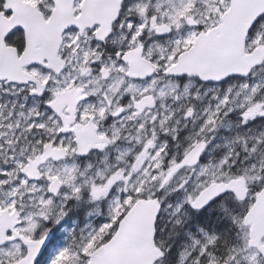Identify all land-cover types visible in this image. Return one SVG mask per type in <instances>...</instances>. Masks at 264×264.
I'll list each match as a JSON object with an SVG mask.
<instances>
[{
	"label": "snow or ice",
	"instance_id": "6c2138e0",
	"mask_svg": "<svg viewBox=\"0 0 264 264\" xmlns=\"http://www.w3.org/2000/svg\"><path fill=\"white\" fill-rule=\"evenodd\" d=\"M0 264H264V0H0Z\"/></svg>",
	"mask_w": 264,
	"mask_h": 264
}]
</instances>
